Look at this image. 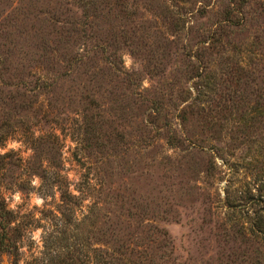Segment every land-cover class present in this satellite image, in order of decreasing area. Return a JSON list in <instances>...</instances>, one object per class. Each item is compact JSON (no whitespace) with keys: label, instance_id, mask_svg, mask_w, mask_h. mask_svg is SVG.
I'll use <instances>...</instances> for the list:
<instances>
[{"label":"rangeland","instance_id":"rangeland-1","mask_svg":"<svg viewBox=\"0 0 264 264\" xmlns=\"http://www.w3.org/2000/svg\"><path fill=\"white\" fill-rule=\"evenodd\" d=\"M261 230L264 0H0V264H264Z\"/></svg>","mask_w":264,"mask_h":264},{"label":"trees","instance_id":"trees-1","mask_svg":"<svg viewBox=\"0 0 264 264\" xmlns=\"http://www.w3.org/2000/svg\"><path fill=\"white\" fill-rule=\"evenodd\" d=\"M120 72H122V73H124L127 77L129 76V77H133V79L135 80V81H137V75L135 74V72L134 71H132V72H128V71H123V70H121V69H119V68H117ZM133 84H135V82H132ZM6 213H8L6 210H5V214ZM261 232H263L262 230H261ZM264 233V232H263Z\"/></svg>","mask_w":264,"mask_h":264}]
</instances>
